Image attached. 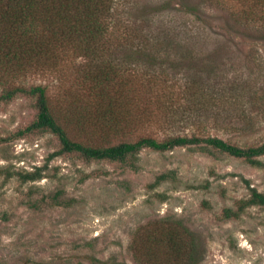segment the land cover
<instances>
[{
	"label": "rangeland",
	"instance_id": "rangeland-1",
	"mask_svg": "<svg viewBox=\"0 0 264 264\" xmlns=\"http://www.w3.org/2000/svg\"><path fill=\"white\" fill-rule=\"evenodd\" d=\"M185 5L198 9L200 19ZM244 9L240 0L114 2L109 43L105 39L100 48L104 59L117 63L131 53L130 45L139 39L134 38L135 30L126 31L129 22L137 23L140 31L151 25L152 31L173 32L180 38L191 34L200 41L190 48L193 72L162 75L156 69L157 76L150 78L142 63H120L122 71L137 75L142 84L139 95L144 98L149 90L153 104L146 118L131 122L129 137L112 144L193 135L219 137L243 148L264 143V40L256 29L263 34L264 13L259 23H245ZM185 49L174 56L181 57ZM77 53L62 55L58 66L31 69L19 75V82L45 87L56 114L84 111L92 96L81 79L87 61ZM192 73L203 74V80L215 87L208 103L212 114L201 122L182 115ZM253 92L259 94L257 103ZM75 100L76 109L70 107L77 106ZM35 115L33 97L0 100V264H140L135 251L146 244L138 239L141 231L167 219L182 222L195 234L199 264H264V207H250L238 219L224 217L226 209L235 210L250 197L251 189L264 193V157L262 166H252L206 146L164 153L145 149L137 156L136 168L59 157L50 161L43 179L23 182L21 174L44 166L56 150L52 134L14 136ZM68 132L74 140L100 145L98 138L86 137L94 135L93 128L80 133L70 126ZM162 174L166 180L155 184Z\"/></svg>",
	"mask_w": 264,
	"mask_h": 264
},
{
	"label": "trees",
	"instance_id": "trees-1",
	"mask_svg": "<svg viewBox=\"0 0 264 264\" xmlns=\"http://www.w3.org/2000/svg\"><path fill=\"white\" fill-rule=\"evenodd\" d=\"M115 1L0 0V87L2 86L0 100L10 102L18 95L30 96L36 100L35 118L14 136L24 138L52 134L56 142V150L48 156L44 166L20 175L23 182L43 179V173L49 168L50 161L59 157L74 156L88 163L105 161L136 168L137 156L145 149L164 153L176 148L206 146L252 166H262L260 159L264 157V143L256 147L243 148L219 137L202 138L195 135L175 136L163 141L142 137L136 141L111 143L113 140L129 137L127 135L134 129L130 126L131 122L137 123V120L141 122L146 118V113L151 112L153 104L152 96L148 97L151 94L149 90L146 92L148 96L142 98L139 95L138 88L141 82L136 78L137 75L122 71L120 63L128 59L129 62L136 60L144 65L146 73L151 75L150 78L157 76L156 69H159L162 75L187 70L193 72L195 66L191 63L195 57L190 48L200 41L199 36L191 34L180 38L173 32L165 33L159 29L152 31L151 25L140 31L139 25L134 23L133 25L137 24L136 30L129 22L125 26L126 31L135 30L138 33L134 38L139 39L130 45L131 53L118 59L117 63L113 58L104 59L100 48L105 39H107L105 43H109L112 25L108 19L112 15ZM240 1L246 9L242 14V18L247 20V22L244 20L245 23H259L262 20L260 13H264V0ZM183 7L200 19L198 9L186 5ZM256 29L259 38L264 40V31L262 34L260 28ZM183 46H187L186 49ZM181 49L186 50L184 55L174 56V53L180 52ZM71 51H78L77 54L85 57L87 61L84 68L89 70L83 71L81 79L83 84L88 85L92 102L86 103L88 106L84 107V111L82 109L75 113L71 110L73 113H67L68 116H65V113H55L45 87L24 86L19 82V75H24L31 69L45 70L50 66H58L63 59L62 55ZM186 63L190 66L187 67ZM192 74L194 76V73ZM163 83L167 84V81L164 80ZM211 84L203 80V74L194 76V79L186 84L184 99L186 112L183 111L182 115L189 120L198 119L201 122V117L212 114L208 103L212 101L210 93L215 87ZM150 90H153L152 87ZM261 92L264 93V90ZM257 94L258 92H253L251 96L255 103L259 100ZM78 103L75 100V104ZM143 106L144 110L136 113L141 111ZM70 107L76 109L78 105ZM149 117L147 114L148 119ZM87 124L92 125L88 128H93L95 136L86 137L98 138L99 146L74 140L70 136L68 132L70 126H75L83 133L88 129L85 128ZM166 178V174L158 176L155 184H160ZM254 206L264 207V193L251 189L250 197L240 201L235 210L226 209L224 217L238 219L246 209ZM141 233L142 237L138 239L146 244L142 243L135 251L140 264H199L201 260L197 237L180 221L167 219L158 225L150 223Z\"/></svg>",
	"mask_w": 264,
	"mask_h": 264
}]
</instances>
